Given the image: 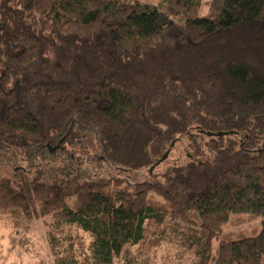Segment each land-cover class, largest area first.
<instances>
[{
	"label": "trees",
	"instance_id": "trees-1",
	"mask_svg": "<svg viewBox=\"0 0 264 264\" xmlns=\"http://www.w3.org/2000/svg\"><path fill=\"white\" fill-rule=\"evenodd\" d=\"M204 2L0 0V212L51 218L55 264H264V0Z\"/></svg>",
	"mask_w": 264,
	"mask_h": 264
},
{
	"label": "rangeland",
	"instance_id": "rangeland-1",
	"mask_svg": "<svg viewBox=\"0 0 264 264\" xmlns=\"http://www.w3.org/2000/svg\"><path fill=\"white\" fill-rule=\"evenodd\" d=\"M209 2L211 0H204ZM159 0H142V3L156 5ZM204 2V3H205ZM206 6H202L201 14L206 12ZM185 148V143L176 146L174 154L170 161H173ZM183 154V153H182ZM169 161V162H170ZM60 163L46 167L43 171L44 176L54 182L60 178L61 174L58 170L62 167ZM171 163V162H170ZM169 163V164H170ZM167 164H161L155 168L154 176L160 177L165 172ZM17 169V168H16ZM14 167H6L2 169L0 175L10 177L15 187L18 186V180L14 176ZM150 172V173H152ZM116 173L109 165H103L101 170H93V177L112 176ZM120 175V173H118ZM121 175L128 177L132 182H138L145 179L146 175L141 176L136 173H122ZM153 174L148 176L152 179ZM157 201H161L157 199ZM53 220L47 218L38 221H28L21 218L4 214L0 212V264H55V256L50 249V232L56 230L50 229ZM261 217L255 215H232L228 224L224 227V231L219 240L214 241V251L217 250L220 242H233L248 237L257 236L260 232ZM68 234V233H66ZM61 238H59L60 240ZM86 243L88 239L85 238ZM116 264H121L117 262ZM157 264H193V257L190 252L180 248L177 243L165 242L159 250L157 256Z\"/></svg>",
	"mask_w": 264,
	"mask_h": 264
},
{
	"label": "water",
	"instance_id": "water-1",
	"mask_svg": "<svg viewBox=\"0 0 264 264\" xmlns=\"http://www.w3.org/2000/svg\"><path fill=\"white\" fill-rule=\"evenodd\" d=\"M230 133H217V134H213V133H207V136L209 137H223V136H226ZM175 146V142L172 143L171 145V149ZM60 148V146H57L56 148L50 150L51 153H54L56 152L58 149ZM171 149L164 155V157L162 159H160V161H158L151 169L150 171L152 172L156 167H158L161 163H163L165 160H167L169 154H170V151Z\"/></svg>",
	"mask_w": 264,
	"mask_h": 264
}]
</instances>
